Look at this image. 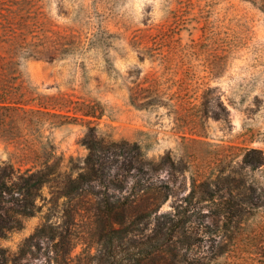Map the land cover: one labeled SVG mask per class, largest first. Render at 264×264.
<instances>
[{
	"label": "rangeland",
	"instance_id": "1",
	"mask_svg": "<svg viewBox=\"0 0 264 264\" xmlns=\"http://www.w3.org/2000/svg\"><path fill=\"white\" fill-rule=\"evenodd\" d=\"M37 2L80 45L22 58L0 102V168L46 170L0 196V262L264 264L260 2ZM152 74L159 95H129Z\"/></svg>",
	"mask_w": 264,
	"mask_h": 264
},
{
	"label": "trees",
	"instance_id": "2",
	"mask_svg": "<svg viewBox=\"0 0 264 264\" xmlns=\"http://www.w3.org/2000/svg\"><path fill=\"white\" fill-rule=\"evenodd\" d=\"M258 1L264 10V0ZM39 7L37 0H0V102L6 100L9 102V95H22L21 84L17 82L18 64L22 58L53 61L80 45L78 34L65 33L59 30L47 32L48 29L44 28V22L39 20L41 12ZM36 28L38 29L37 33ZM206 33L207 26L203 29L204 37ZM163 34L166 33L161 32L151 36L150 45L142 49V55L139 57L142 59L148 57L153 60L155 56L153 51L159 43L160 35ZM29 36L31 38H28ZM139 42L134 39V43ZM189 74L190 71L185 72L181 81L188 82ZM160 83L159 75H144L142 79L137 77L130 87L129 95H159ZM210 89L211 87H207L201 95H209ZM135 98L139 97L135 96ZM135 98L132 97V103L138 107H145L149 103V101L139 102ZM3 106L11 107L13 105L0 104V107ZM45 171L41 167L33 169L29 166L21 170L20 167L14 168L12 164L3 166L0 168V196L2 192L19 190L22 187L28 189L32 186L30 182H37L39 180L38 175L45 174ZM13 176L24 180V182H15L12 179ZM2 229L3 227L0 226V233H3ZM4 251L5 249L0 248L2 254ZM0 264L5 263L1 261Z\"/></svg>",
	"mask_w": 264,
	"mask_h": 264
}]
</instances>
